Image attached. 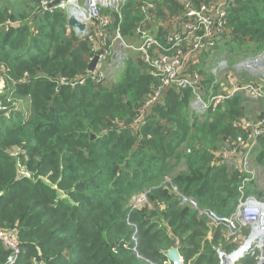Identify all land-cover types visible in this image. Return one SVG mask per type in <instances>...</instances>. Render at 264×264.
Returning <instances> with one entry per match:
<instances>
[{"label": "trees", "instance_id": "16d2710c", "mask_svg": "<svg viewBox=\"0 0 264 264\" xmlns=\"http://www.w3.org/2000/svg\"><path fill=\"white\" fill-rule=\"evenodd\" d=\"M43 1L52 0H0V228L20 246L16 264H169L171 238L183 264H219L213 246L228 253L237 246L224 245L171 185L200 208L235 211L245 174L221 153L242 135L251 100L234 93L199 114L191 90L168 86L145 106L158 82L141 54L127 53L111 78L89 77L91 44L68 26L66 11ZM113 12L101 10L112 19L108 42L118 30L137 44L138 28L161 40L187 21L179 0H127ZM212 41L184 67L198 73L205 100L238 84L212 74L220 61L229 69L264 51V0H229ZM259 110L258 120L262 103ZM250 162L264 167V134ZM140 194L146 204L132 209ZM245 196L264 200V188L251 182ZM9 253L0 242V264ZM254 261L245 255L236 264Z\"/></svg>", "mask_w": 264, "mask_h": 264}, {"label": "built area", "instance_id": "2783aa9c", "mask_svg": "<svg viewBox=\"0 0 264 264\" xmlns=\"http://www.w3.org/2000/svg\"><path fill=\"white\" fill-rule=\"evenodd\" d=\"M52 1H43V5L48 7ZM79 1L59 0V4L55 8L63 9L61 6L65 2H69L72 5L76 4L80 8V10L71 13L69 17H73L79 23L84 24V36H86L93 51L96 53L97 62L89 77L104 78L107 71H114V69L122 66V61L127 53L137 52L141 54L149 74L158 82L153 94L147 99L145 106L155 102L163 88L168 86L191 90L193 100L190 103V107L199 114L205 113L209 107L215 108L221 105L234 93H243L246 98L258 100L264 106V91L258 89L252 83H232L231 78L233 76L231 74L225 75V80L232 84V87L227 90L228 92L225 95L220 94L208 97L205 100L199 93L198 73H184L187 60L202 47V44L213 46L212 36L214 31L219 32L226 24V7L229 0L215 4H200L197 7L192 6L186 0H179L183 6L184 18L187 20L182 29L174 33L166 32L160 40L138 28L136 30L139 35L137 44L124 42L118 30L116 31V36L110 42H108L105 35V31L111 25L112 19L110 16L102 14L101 10L109 9L115 11L114 4L122 0H84L82 4ZM151 7V5L145 4L140 7V10L146 14L147 10L152 9ZM91 25H94V31L86 33V27H91ZM117 44L119 47H117ZM107 45L108 47H106ZM236 68L251 71L264 69V51L258 55L244 58L236 64ZM226 69L227 63L222 60L212 69V74L225 72ZM262 74L264 73H260L261 76H264ZM241 129L244 130V133L242 132V135L236 138L233 147H226L221 153V159L224 163L236 162L239 170L253 178L246 170L256 147L257 139L264 134V118L256 121V123L242 121ZM249 181L250 178L248 176L243 178L238 189L240 197L236 209L229 216H223L216 211L200 208L195 198L182 194L178 187L174 185H171V191L176 195L180 204L186 205L195 211L197 215L204 217L206 221L208 220L215 229H219L224 241H229L227 243L233 245H238L241 242L242 245L237 251L251 241V247L243 253L241 258L245 254L253 257L255 254V242L257 240L263 241L262 239L264 238V216L255 214L258 210H264V200H258L253 196H245L246 183ZM146 202V195L140 194L133 199L131 208L142 207ZM255 236H258V238H255ZM0 242L10 252L6 264H16L20 255V246L15 238L6 234L0 228ZM259 243L261 244V242ZM263 245L261 244L262 247ZM262 247L257 253L259 264L264 262V247Z\"/></svg>", "mask_w": 264, "mask_h": 264}, {"label": "rangeland", "instance_id": "374dc122", "mask_svg": "<svg viewBox=\"0 0 264 264\" xmlns=\"http://www.w3.org/2000/svg\"><path fill=\"white\" fill-rule=\"evenodd\" d=\"M84 0H80L79 3L82 4ZM127 0H122L121 2H116L114 4V8H115V11L113 13H116V14H119L121 13V9L123 8V6L126 4ZM64 11H66V14H67V17H69L71 15V13H74L76 10H80V8L74 4H70L69 2H65V3H62V6ZM94 31V25H91V27H86V33H92ZM77 35H81V36H84L83 33H80V34H77ZM117 47H119V45L117 44ZM242 57H239L237 58L234 62H233V65L231 68L229 69H226L225 72H222L224 75L226 74H231L233 76V79L236 80L238 82V84H243V83H252L254 86H256L258 89H261L262 91H264V76H261L260 73H264V69L262 70H256V71H251V70H248V69H237L236 68V64L239 63L240 61H242L243 59H241ZM125 59V58H124ZM123 59V60H124ZM227 67L228 64H227ZM221 73V72H220ZM106 74L108 75V77H110L109 75L110 74H113V71L110 70V71H107ZM264 75V74H262ZM107 78V77H106ZM111 78V77H110ZM250 81V82H249ZM240 82V83H239ZM3 83L0 82V87H2ZM221 93H218L217 95H220ZM242 94L244 97H246L243 93H240ZM215 95V96H217ZM249 99V98H248ZM251 100V99H249ZM262 103V102H261ZM260 102H258V100H251V101H248L247 102V106L249 107L250 109V115H249V118L248 122H252V123H256V121H258V119L255 117L256 114L260 113V110H259V106L261 105ZM249 174L252 175L253 178H251L249 175H246L245 174V177H249L250 178V181L247 182L246 184H249L251 182H253L257 188L259 190L263 189L264 188V167H260V166H257L255 165L254 163L252 162H249L248 166H247V170H246ZM255 197V196H253ZM256 198V197H255ZM257 199V198H256ZM260 200V199H258ZM182 205V204H181ZM183 206L185 207L186 205L183 204ZM187 207V206H186ZM199 216V215H197ZM200 218H203L205 219L204 217H201L199 216ZM207 224L209 226V229L210 231H215L216 229L214 228V226L207 220ZM219 231V230H218ZM220 232V231H219ZM229 241H224V245H233V244H230V243H227ZM260 241H256L255 242V254L253 255L255 261L253 262V264H259L258 262V255L257 253H259L260 251V248L262 247L261 244L263 245V242L260 244L259 243ZM242 245V243L240 242L237 246V249L235 251L238 250V248ZM246 246H243L241 248V250H244ZM264 247V245H263ZM262 247V248H263ZM221 252H224L225 253V258L232 254L234 252L231 251L230 253L226 252L225 250L219 248ZM247 250V249H246ZM245 250V251H246ZM238 252V251H237ZM237 252H234L233 254H236ZM217 254V253H216ZM232 254V255H233ZM227 255V256H226ZM243 255V254H242ZM242 255L240 256V258H238V260L241 259ZM247 255V254H245ZM251 256V255H250ZM239 257V256H238ZM219 258V257H218ZM237 261H235L233 264H236ZM219 262H220V259H219ZM220 264V263H219Z\"/></svg>", "mask_w": 264, "mask_h": 264}, {"label": "water", "instance_id": "95a60500", "mask_svg": "<svg viewBox=\"0 0 264 264\" xmlns=\"http://www.w3.org/2000/svg\"><path fill=\"white\" fill-rule=\"evenodd\" d=\"M59 4V0H54L52 1L49 5L48 8H55ZM67 24L68 26L73 29L77 34L83 33L85 35V26L84 24L79 23L75 18L69 17L67 19ZM97 62V57H93L91 62L89 63L87 67V75L90 76L91 72L94 70L95 64ZM172 240V246L171 248L166 251L164 254L166 258L168 259L169 264H183L182 258L179 253V245L177 241L174 238H171ZM213 250L217 253L219 259H220V264H228L226 261H223L225 258V253L221 252L219 248L213 246ZM237 252V251H235ZM234 253V252H233ZM232 253V254H233ZM230 254V255H232ZM230 255H226L227 257H230Z\"/></svg>", "mask_w": 264, "mask_h": 264}, {"label": "bare ground", "instance_id": "6f19581e", "mask_svg": "<svg viewBox=\"0 0 264 264\" xmlns=\"http://www.w3.org/2000/svg\"><path fill=\"white\" fill-rule=\"evenodd\" d=\"M255 214H257L258 216H264V210H258ZM255 238H258V236H255ZM262 240H263V241H260L261 243L264 242V238H263ZM251 244H252L251 241H249V243L245 244L246 247L244 248V250H240V253H241V254L239 255L238 258H240V256L245 252L246 249H248V248L251 247ZM238 252H239V251H238ZM238 252H237V253H238ZM234 255H235V254L230 255V257H226V258H224L223 261H226L228 264H233L235 261L238 260V258L235 259L236 256H234ZM227 258H229V259H227ZM262 263L264 264V262H262Z\"/></svg>", "mask_w": 264, "mask_h": 264}, {"label": "crops", "instance_id": "0c3cea01", "mask_svg": "<svg viewBox=\"0 0 264 264\" xmlns=\"http://www.w3.org/2000/svg\"><path fill=\"white\" fill-rule=\"evenodd\" d=\"M241 253H240V250H239V254H238V256L240 255ZM238 256H236V258L235 259H237L238 258ZM227 259H229V258H227Z\"/></svg>", "mask_w": 264, "mask_h": 264}, {"label": "clouds", "instance_id": "9594fccd", "mask_svg": "<svg viewBox=\"0 0 264 264\" xmlns=\"http://www.w3.org/2000/svg\"><path fill=\"white\" fill-rule=\"evenodd\" d=\"M235 252V251H234ZM239 261V260H238Z\"/></svg>", "mask_w": 264, "mask_h": 264}]
</instances>
